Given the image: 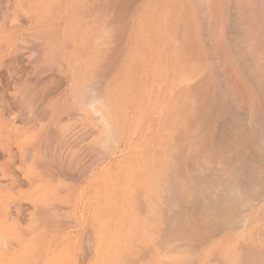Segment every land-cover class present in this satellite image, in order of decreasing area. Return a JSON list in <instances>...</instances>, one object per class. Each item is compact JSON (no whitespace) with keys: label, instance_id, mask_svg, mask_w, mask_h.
I'll use <instances>...</instances> for the list:
<instances>
[{"label":"rangeland","instance_id":"rangeland-1","mask_svg":"<svg viewBox=\"0 0 264 264\" xmlns=\"http://www.w3.org/2000/svg\"><path fill=\"white\" fill-rule=\"evenodd\" d=\"M235 3L0 0V264H264Z\"/></svg>","mask_w":264,"mask_h":264},{"label":"bare ground","instance_id":"bare-ground-1","mask_svg":"<svg viewBox=\"0 0 264 264\" xmlns=\"http://www.w3.org/2000/svg\"><path fill=\"white\" fill-rule=\"evenodd\" d=\"M252 3H254L252 1ZM252 3L249 4V0H236V3H235V7H234V12H233V18L235 20V22L237 24H239L240 26L243 27V30H241V35H244V43L246 44V47L248 49H253L257 52V55H254V57L252 56V59H251V63H250V67L251 69H253L254 72H256L255 70H257L259 72V75H258V72H256L257 76L259 77L260 76V73H261V77L260 78H264V56L262 58H259L258 57V54L260 53H264V40L262 41V37H263V30H264V24L262 23V19L261 17H259V13L261 14V9L259 11L253 9V6ZM226 7V6H225ZM231 6L230 5H227V8H226V12H227V15L229 16V12H228V9L230 11V8ZM255 8V7H254ZM256 12L258 13L256 15ZM226 15V16H227ZM262 21V22H261ZM256 26V28H255ZM262 26V27H261ZM257 37H260V39H256ZM263 75V77H262ZM38 81V80H37ZM48 82V81H47ZM49 85V84H48ZM51 88V87H49ZM46 89V88H45ZM48 90V89H46ZM45 90V93L47 92ZM30 92V90H29ZM49 92V91H48ZM43 94V93H42ZM31 95V94H30ZM33 95V94H32ZM44 95H47V94H44ZM42 96V95H41ZM34 97H35V94H34ZM33 98V97H32ZM38 98V97H37ZM31 100V98H29ZM35 99V98H34ZM39 100V99H38ZM41 100V99H40ZM35 101V100H34ZM32 102V101H30ZM33 103V102H32ZM38 104V103H37ZM37 114V113H36ZM61 120V119H60ZM29 123V122H28ZM31 123V122H30ZM60 127V126H59ZM72 127V126H71ZM64 130V129H62ZM66 130V129H65ZM64 130V131H65ZM52 133V132H50ZM67 134V133H66ZM53 135V134H52ZM51 135V138L52 137H57V136H52ZM55 135V134H54ZM57 139V138H56ZM39 140V139H38ZM68 140V139H67ZM43 142V141H42ZM40 143V142H39ZM45 143V142H44ZM48 143V142H47ZM70 143V141H69ZM43 144V143H42ZM63 144V143H62ZM60 143V145H62ZM60 145L59 148L61 147ZM105 145V144H104ZM44 146V145H43ZM48 146V145H47ZM45 147V146H44ZM72 147V146H71ZM104 147V146H103ZM33 148V147H31ZM30 148V149H31ZM43 148V147H42ZM44 149V148H43ZM61 149V148H60ZM46 150V149H45ZM57 150V149H56ZM63 150V147L61 149V151ZM70 150V149H69ZM29 151V150H28ZM32 151V150H31ZM49 151V150H48ZM54 151V150H53ZM106 151V150H105ZM71 152V151H70ZM46 153V152H45ZM51 154V152H49ZM53 153V152H52ZM49 154V156H51ZM63 154V153H62ZM106 154V153H104ZM64 155V154H63ZM66 155V154H65ZM69 155V154H68ZM67 155V156H68ZM58 156V155H56ZM62 156V155H61ZM72 156V155H71ZM70 156V157H71ZM55 157V156H54ZM59 157V156H58ZM65 157V156H64ZM100 157H103L102 155ZM50 158V157H49ZM52 158V157H51ZM38 159V157H37ZM45 160V163H46V159ZM36 161V160H35ZM41 161H42V158H41ZM40 161V163H41ZM49 161V160H48ZM51 161V160H50ZM38 162V161H37ZM36 162V163H37ZM77 163V162H76ZM75 163V164H76ZM44 164V163H43ZM42 164V165H43ZM51 164V163H50ZM54 164V163H53ZM57 164V163H56ZM36 165V164H35ZM41 164L37 165L38 167H40L39 169H42ZM48 166V164L46 165ZM59 166V165H58ZM49 167V166H48ZM48 169V168H47ZM45 169V166H44V170H47ZM48 171V170H47ZM51 171V170H50ZM48 173V172H47ZM55 173V172H54ZM49 174V173H48ZM52 174V173H51ZM54 175V174H53ZM55 176V175H54ZM55 178V177H54ZM102 181V180H101ZM103 187V186H102ZM104 189V188H103ZM101 193H102V190H101ZM102 195V194H101ZM103 199V198H102ZM100 209V208H99ZM106 213V212H105ZM19 214V212L17 213ZM103 214V213H102ZM20 216V215H19ZM104 217V214L102 215ZM52 218V217H51ZM57 216L55 217V221L57 220ZM15 220V219H14ZM104 220V218H103ZM86 221V220H85ZM53 222V221H52ZM105 222V221H103ZM105 225V224H104ZM60 226V225H59ZM62 227V226H61ZM106 227V225L104 226ZM95 232V230H94ZM100 232H101V229H100ZM105 232V231H104ZM90 234V233H89ZM103 238V237H102ZM90 248L93 249L95 248V245L94 243L92 242L91 240V244H90ZM89 250V249H88ZM95 250H97V247L95 248ZM99 250V249H98ZM97 253V252H96ZM95 257V255H94ZM88 261V260H87Z\"/></svg>","mask_w":264,"mask_h":264}]
</instances>
